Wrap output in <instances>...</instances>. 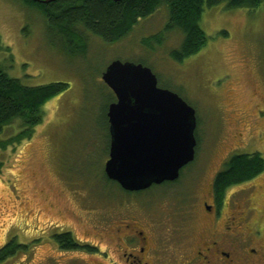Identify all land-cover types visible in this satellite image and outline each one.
<instances>
[{
  "label": "rangeland",
  "instance_id": "obj_1",
  "mask_svg": "<svg viewBox=\"0 0 264 264\" xmlns=\"http://www.w3.org/2000/svg\"><path fill=\"white\" fill-rule=\"evenodd\" d=\"M168 22L169 11L162 5L111 44L81 30L84 43L74 39L71 53L60 37L48 33L35 4L0 0V69L27 87L68 85L44 106L43 122L31 138L17 141L20 122L0 133V144L8 143L0 149V249L10 245L14 251L2 264H109L99 252L60 249L54 235L63 233L94 242L118 261L115 245L92 230L111 219L128 223L132 215L154 213V229L163 234L181 224L171 216L178 209L196 210L189 225L198 227L199 204L227 162L234 156L264 157V0L254 9H206L201 26L209 41L182 63L170 55L183 35L164 34ZM161 33L162 44L154 39L145 44ZM114 61L150 68L160 87L196 111L197 159L175 188L132 196L104 177L113 97L102 75ZM193 179L196 184L189 186ZM244 189L256 197L264 215V174ZM181 190L189 197L181 199ZM179 240L166 242L173 248Z\"/></svg>",
  "mask_w": 264,
  "mask_h": 264
},
{
  "label": "trees",
  "instance_id": "obj_2",
  "mask_svg": "<svg viewBox=\"0 0 264 264\" xmlns=\"http://www.w3.org/2000/svg\"><path fill=\"white\" fill-rule=\"evenodd\" d=\"M262 1L58 0L49 5L34 4L41 9L47 21L48 33H54L60 37L71 53L73 52L71 42L74 39L84 43L81 30L111 44L125 38L140 20L151 17L162 5H165L169 11V22L164 34L178 31L183 35L180 48L172 51L170 56L182 63L199 54L209 41L201 26L206 9L210 10L220 5H226L228 9H254ZM164 34L146 39L145 44L150 46L151 39L162 44ZM222 34L228 36V33ZM67 89L66 84L27 87L20 80L9 77L0 69V133L6 127L20 122L22 131L17 141L31 138L35 129L43 122L44 106ZM110 94L113 97L111 101L113 103L116 97L111 91ZM107 123L109 127L108 118ZM7 145L8 143L0 144V149H5ZM2 168L3 164L0 163V172ZM262 174H264V157L261 154L234 156L227 162L224 170L217 175L214 191L221 201L230 187L252 182ZM54 239L64 250L77 249L70 234L59 235ZM9 246L0 249V264L14 255V251H10Z\"/></svg>",
  "mask_w": 264,
  "mask_h": 264
},
{
  "label": "flooded vegetation",
  "instance_id": "obj_3",
  "mask_svg": "<svg viewBox=\"0 0 264 264\" xmlns=\"http://www.w3.org/2000/svg\"><path fill=\"white\" fill-rule=\"evenodd\" d=\"M25 3L41 4L35 0H25ZM196 139L198 153L197 131ZM110 144L111 138H109V157ZM189 166L181 171V176L176 182L152 186L147 191L130 193V195L138 196L140 193L156 189L175 188L183 178V171ZM104 177L109 180L106 173ZM195 179L188 181L187 184L193 186L197 182ZM215 180L211 184V193H208L207 198L199 204L202 223L198 227L189 225V221L197 214L196 210L192 209H178L172 212L171 216H175L181 224L177 228L170 227L169 231L163 234L154 229L155 225L152 224L153 216H156L154 213H144L141 217L132 215L128 223L111 219L110 223L101 225L100 229L92 230L93 234L104 240L109 239L107 241L115 245L118 261L113 256L107 255L106 251H99L98 245L94 242L78 239L79 242L72 233L61 234H70L77 245V249L66 251L83 252L88 255L99 252L101 256H107L109 264H264V215L262 205L260 207L256 203V197L249 195L250 191L244 189V185L250 182L230 187L225 192L224 198L219 201L214 191ZM111 183L120 187L116 182ZM183 188L186 189L185 186ZM180 193L181 199L189 197L186 196L187 192L183 193V190ZM159 218L163 221L160 216ZM175 237L180 238L177 242L179 245L170 248L169 242ZM54 242L59 248L61 247L58 242L55 240ZM160 243H164L162 250Z\"/></svg>",
  "mask_w": 264,
  "mask_h": 264
},
{
  "label": "water",
  "instance_id": "obj_4",
  "mask_svg": "<svg viewBox=\"0 0 264 264\" xmlns=\"http://www.w3.org/2000/svg\"><path fill=\"white\" fill-rule=\"evenodd\" d=\"M102 79L117 99L107 114L108 178L128 192L178 180L181 170L196 158L195 109L178 94L160 88L157 76L142 64L114 61Z\"/></svg>",
  "mask_w": 264,
  "mask_h": 264
}]
</instances>
